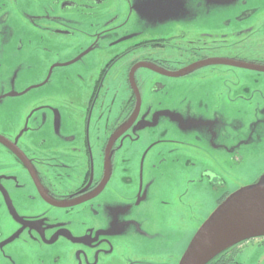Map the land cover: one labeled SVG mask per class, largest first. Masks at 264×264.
Returning <instances> with one entry per match:
<instances>
[{
	"label": "flooded vegetation",
	"instance_id": "1",
	"mask_svg": "<svg viewBox=\"0 0 264 264\" xmlns=\"http://www.w3.org/2000/svg\"><path fill=\"white\" fill-rule=\"evenodd\" d=\"M4 1L22 4V12H25L22 20L30 22L35 37L31 38L35 39L36 45H39V39L45 43L46 33L55 39H51L49 47L45 45L42 52L44 58H40L37 53V57L26 58L33 52L22 54L23 57L26 56L25 61L18 66L32 75L31 82L24 84L29 89L11 95L2 94L0 100L6 97L17 98L24 93L35 92L34 90H54L61 84L76 91H80L82 87L90 88L92 92L85 100L86 103L79 105L83 116L76 118L78 126L73 125L76 123L75 118L71 117L67 123L54 111L55 105L64 106L65 103H58L59 100L53 96L40 94L37 98L39 103L31 104L25 113L24 124L23 117L16 123L17 127L14 133L9 134L10 137L0 132V148L10 156V161L4 158L0 161V238L3 234L9 235L6 237L8 246L18 240L17 233L36 232L41 237L42 245L49 248L50 252L59 250L62 264H160L161 232L155 222L156 217L152 216L153 206L150 201L145 202L155 196L157 178L160 179L159 170H165L169 153L183 149L175 146L164 149V145H182L185 140L167 135L158 125L167 119L177 126L178 120L182 122L180 116L185 117L186 121L188 117L194 118L192 111L195 109L186 94L190 91L182 93V96L178 95L185 104L184 109L178 111L174 107L168 94L173 87L180 94L182 86L177 87L168 81L176 76L188 78L187 82L196 81L188 89L198 94L197 79H205L204 76L195 77L199 70L210 67L212 70L224 71L219 79L223 82L213 90L211 98L209 90L202 93L204 99L211 103V116L218 124L216 132L213 131L212 134L216 142L212 139L208 150L212 155L221 149L228 153L237 149L220 142V138L225 135L224 123L229 127H239L244 117L242 102L236 95L248 83H251L253 91L252 115L246 122L249 124L254 118H264V58H251V63L246 64L236 62L241 58L239 56L233 60H218L198 56V51L186 49L180 53V57L185 55L192 62L184 67L171 69L164 66L166 61L154 56V49L162 50L169 45L181 44L178 42L188 38L187 34L180 32L168 38H146L139 32L120 34L124 32L130 16H134L132 9L135 8L131 5V0H2L0 20L3 23L11 18ZM140 1L138 0L137 5ZM161 2L162 0H153L150 11L144 15L139 12L148 0L140 4V11H135L146 22L153 21L148 17L152 14L156 15L154 20L159 24L175 19L168 18L166 9L160 7ZM245 7L248 11L250 9L251 12L262 15L261 30L264 32V5L249 4ZM80 19L90 26L89 31H82L84 35L75 26V22ZM93 23L95 30L92 29ZM241 29L242 26L236 27L233 33L237 31L240 35ZM246 31V36L252 35L250 29ZM88 36L93 37L92 40L83 42L81 48L74 41L77 38L87 39ZM226 36L224 33L223 37ZM24 37L26 43H29L27 33L19 37V41H24ZM98 40L99 45L96 47ZM239 42L240 39L236 38L228 46ZM69 45H72L73 51L80 48L81 52H74L76 56L56 53L47 57L52 52L51 46L60 50ZM151 46L154 48V55L150 52L142 53ZM99 49H104L106 53L109 50L110 54L108 58L102 55L100 72L95 74L99 63L96 67L93 65L97 57H92L91 54ZM192 55L196 58L191 59ZM13 60L17 61V58L0 59V71ZM194 64L198 66L183 71ZM145 71L150 74L143 78L141 73ZM41 72L44 75L35 80ZM242 80L246 82L242 84ZM147 93L150 100L148 96L143 100V95ZM159 95L166 98L164 102L155 99ZM151 100L158 103V108L154 109ZM149 103H152V107ZM202 105L201 102L199 106ZM175 111L179 114L177 118ZM77 127L82 132V150L74 146L73 128ZM12 136L15 138L12 139ZM225 137L226 135L224 139ZM231 138L234 141L239 139L237 136ZM253 142L251 141V146L254 147ZM234 153L236 163L241 162L239 151ZM83 158L84 163L80 165ZM157 160L166 164L157 165ZM179 164L172 163V166L174 168ZM198 164L196 159L188 161L193 169ZM63 168L67 170L64 171ZM205 173L214 174L208 170L203 171L196 177L187 179L185 183L199 188L207 184ZM219 180L220 176L217 181ZM63 184L65 185L61 188ZM229 194L230 192H223L217 198L218 203ZM47 201L70 206L57 207ZM38 204L48 206L40 212L32 213L31 207L36 209L35 205ZM55 209L63 211L56 216L53 211ZM57 220L60 221V226L55 228L53 224ZM33 221H38V224ZM39 223L45 227L39 226ZM10 236L14 238L10 240ZM57 238L60 242L55 244ZM151 238L152 241L149 240ZM20 244L25 247L33 246L25 241Z\"/></svg>",
	"mask_w": 264,
	"mask_h": 264
},
{
	"label": "rangeland",
	"instance_id": "2",
	"mask_svg": "<svg viewBox=\"0 0 264 264\" xmlns=\"http://www.w3.org/2000/svg\"><path fill=\"white\" fill-rule=\"evenodd\" d=\"M146 1L147 0H141L140 4H144ZM167 1H169L168 3L170 6L161 8L166 9L168 18L175 19L159 24L158 21L154 20L156 17L154 14L148 16L152 18L153 21L146 22L144 18L135 11H140V4L137 5L138 0H131V5L135 8V10L132 9L134 16L133 18L130 16L128 24L124 28V32L120 33L129 35L127 33L139 32V34L146 38L156 36L168 38L180 32H185L188 38L178 42L181 44H173L171 47L169 45L162 50L154 49L153 46H151L146 48V51L142 52H150L154 55L153 49L156 50V55L154 56L166 61L164 62V66L176 69L191 63L192 61L189 62L190 59L187 56L184 55L182 58L180 57V53L186 49H190L192 52L193 50L198 51V56H208L218 60H233L239 56L241 58L236 62L246 64L251 63V58H264V32L261 30L262 15L253 13L254 11L251 12L250 9L248 11L245 7V5L249 4L264 5V0ZM0 2H2V0ZM4 3L7 6L6 9L11 13V18L4 23L0 20V59H12L16 57L17 61H11L5 69L0 71V95L6 93H10L11 95V93H20L29 89L27 87L28 85L24 86V84H28V82H31L30 79H33L30 73L24 72L18 66L25 61L24 59L26 56L23 57L22 54L27 52L26 55H28L33 52L31 56L26 58L30 59L32 57H37L35 53L39 54L40 58H44V53L42 52L45 45L49 47L51 45V39L55 38L46 33L45 43H42L41 39H39V45H36L35 39H33L35 37L32 34L30 22L28 23L22 20V14L25 16V12H22V4L13 1H4ZM153 4V0H148V3L141 8L139 13L144 15V13L149 12ZM130 10L128 9L129 12ZM104 18L105 17H103V19ZM75 26L79 28V33L82 35H84L82 31L85 29L87 31L90 30V26L82 19L75 22ZM239 26H242L240 35L237 34V31L233 33L236 27ZM92 27V29L95 30V23H93ZM179 27L181 28L178 29ZM249 29L252 35L246 36L248 33L246 30ZM26 33L28 34V40H30V42L26 43V37H24V41L23 39L19 41V37H22V35ZM224 33L227 35L226 38L223 37ZM93 36H95V34ZM86 38L87 39L77 38L74 41L75 43H79L81 48L84 44L83 42L87 40L88 43L93 37L88 36ZM236 38H239L240 42L228 47ZM133 41L134 40H125V42ZM3 43L4 45H2ZM98 45L99 40L96 47H98ZM35 46H37L38 49H36ZM80 48L78 51L77 48L73 51L72 45H69L64 48L61 47L60 50H56L51 46L52 52L47 54V57H51L56 53L74 55L76 51L78 52L77 54H79L81 52ZM121 48L122 45L119 46V49ZM230 52L240 53V55H233ZM109 54L110 51L108 50V53H106L104 49L94 50L92 52V57H97V59L93 61V65L96 67L99 63L95 74L100 72L102 55L108 58ZM194 58H196L195 55H192L191 59ZM222 69L224 70V68ZM198 73L199 74L195 77H205V79H197L196 89L199 91L198 94H196L194 90L191 91V89H188L195 85L196 81L191 80V82H187L188 78L178 76H176L178 78L171 77L172 79L168 81L169 83L173 82L171 84H175L177 87L182 86L180 94L176 93L174 87L168 94L174 102V107L178 111L184 109L183 106L185 105L178 95L182 96V93L190 91L186 94L192 106L195 107L192 111L194 118L188 117L186 121L184 120L185 117L180 116L179 119H181L182 122L178 120L177 126L167 119L161 121L162 124L158 125V128L163 129L167 135L177 136L179 139L185 140L182 145H164V149H168L171 146L183 149H178L169 153L165 170H159L160 179L159 177L157 178L155 196L152 200L148 198L145 202L148 203V201H150L153 206L152 216L156 217L155 222L161 232L159 244L160 260H158L160 264H178L192 237L196 233L195 231H197L200 225L216 209L218 205L217 198L221 196L223 192L232 193L243 186L255 183V181H258L264 174V149H260L262 147L264 148V118L253 117L254 119H252L249 124L246 122V119L250 118L252 115L251 104L253 91L250 87L251 83H248L245 89L241 92H237L236 95L242 102V113L245 119L242 117L243 119L237 128L229 127L228 124L224 123L226 137L224 139L225 135L222 133L223 138H220V142H224L227 147H236L239 151L242 160L236 163L234 152L237 150H232L227 153L225 149H221L219 151L220 153L216 151L217 154L214 155L208 150L211 140L213 139L214 142H216L212 134L213 131L216 132L218 124L212 119L211 103L204 99L202 91L209 90V97L211 98L213 90L217 88V85L223 82L219 79L224 75V71H217L212 70L210 67H204L199 70ZM149 74L148 71L141 73L143 78L147 77ZM41 75H44V73L41 72L35 77V80H39ZM50 78H52V76ZM245 82V80H242V84ZM237 84H239L238 81ZM34 91L35 92H29L27 94L24 93L17 98L6 97L0 100V132L10 137L9 134L14 133V129L17 127L16 123L23 117L24 124L26 118L25 113L28 111L31 104L39 103L37 98L40 94L53 96L59 100L58 103H65L64 106L55 105L56 110H54L59 113V116L63 117L65 122L68 123L71 117L75 119L82 117L83 113L80 111L79 105L81 103H86L85 100L90 97L92 89L82 87L80 91H76L73 90V88H67L65 84H61L54 90L46 88L41 92L37 90ZM231 93L234 94L233 92ZM146 96H148V100H150L148 93L143 95V100H145ZM53 97H51L52 100ZM155 99L164 102L166 98L159 95L155 97ZM150 102L154 103V109L158 108L157 102L152 100ZM201 102L203 105L199 106ZM118 103L116 104L118 105ZM149 106L152 107V103H149ZM178 111H175L176 118L179 115ZM213 114L216 115L214 112ZM78 124V120L76 119V123L73 125L78 126ZM251 124L253 125L251 126ZM63 129L65 130L64 125ZM73 133L75 135L74 146L82 150V132L79 130V127L76 129L73 128ZM234 136L239 137V139L234 141L233 138H231ZM11 138L14 139L15 137L12 136ZM251 141H254V147L251 146ZM249 153H251V155ZM3 158L10 161L9 153L3 148H0V161ZM176 158L179 160H176ZM195 159L199 164L193 169L192 166L188 165V161H195ZM83 163L84 158L81 160L80 165ZM160 163L161 162L157 160V165ZM172 163L180 164L173 168ZM162 164L166 163L162 162L161 165ZM63 170L66 171L67 168H63ZM207 170L214 173L204 174L207 184L201 185L199 188L193 185L187 186L185 183L187 179L194 178L200 172ZM71 175H73V173H71ZM218 176H220L219 181H217ZM212 180L215 181L212 182ZM75 182H77V180ZM64 185L65 184H63L61 188H63ZM213 186L215 188H213ZM35 206L36 209L31 207L30 211L32 213L40 212L48 205L38 204ZM53 211L56 216H59L63 210L55 209ZM150 221L153 222V219ZM37 222L38 221H33V223ZM39 226L45 227L41 223H39ZM59 226L60 221H55L53 227L58 228ZM16 235L19 237L18 240L13 244L10 243L8 246L6 245V237L9 235L3 234L0 238V264H62L59 250L50 252L49 248L42 245L41 237L36 232L23 234L19 232ZM12 238H14V236H10V240ZM58 239L59 238H57V240ZM149 240L152 241V238ZM24 241L32 243L33 246H22L20 243ZM58 242H60V240L56 241L55 244ZM1 251H4V253ZM233 258V261L228 264H264V239L245 242L243 245L239 246Z\"/></svg>",
	"mask_w": 264,
	"mask_h": 264
},
{
	"label": "water",
	"instance_id": "3",
	"mask_svg": "<svg viewBox=\"0 0 264 264\" xmlns=\"http://www.w3.org/2000/svg\"><path fill=\"white\" fill-rule=\"evenodd\" d=\"M196 66L198 64L187 67L183 71L186 72ZM166 74L170 75L169 73ZM38 187L37 185L39 191ZM50 204L57 207L70 206L60 203ZM263 235L264 174L257 182L239 188L218 204L216 209L197 229L178 264H206L224 249L240 241ZM227 241L226 245L203 261V257L210 247Z\"/></svg>",
	"mask_w": 264,
	"mask_h": 264
},
{
	"label": "trees",
	"instance_id": "4",
	"mask_svg": "<svg viewBox=\"0 0 264 264\" xmlns=\"http://www.w3.org/2000/svg\"><path fill=\"white\" fill-rule=\"evenodd\" d=\"M251 240V239H250ZM248 240L241 241L237 244H234L217 255H215L212 259H210L206 264H228L229 262L233 261V256L238 250L239 246L247 242Z\"/></svg>",
	"mask_w": 264,
	"mask_h": 264
},
{
	"label": "bare ground",
	"instance_id": "5",
	"mask_svg": "<svg viewBox=\"0 0 264 264\" xmlns=\"http://www.w3.org/2000/svg\"><path fill=\"white\" fill-rule=\"evenodd\" d=\"M159 29V28H158ZM226 47V46H225ZM228 47H230V46H228ZM196 232V231H195ZM228 243V241L227 242H225V243H221V244H218V245H216V246H213V247H210L207 251H206V253H205V255H204V257H203V261L204 260H206L207 258H209L213 253H215L217 250H219V249H221L224 245H226ZM247 244V243H246Z\"/></svg>",
	"mask_w": 264,
	"mask_h": 264
},
{
	"label": "snow or ice",
	"instance_id": "6",
	"mask_svg": "<svg viewBox=\"0 0 264 264\" xmlns=\"http://www.w3.org/2000/svg\"><path fill=\"white\" fill-rule=\"evenodd\" d=\"M169 6H170V4L167 2V0H162L160 7L166 8V7H169Z\"/></svg>",
	"mask_w": 264,
	"mask_h": 264
}]
</instances>
